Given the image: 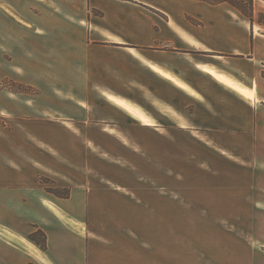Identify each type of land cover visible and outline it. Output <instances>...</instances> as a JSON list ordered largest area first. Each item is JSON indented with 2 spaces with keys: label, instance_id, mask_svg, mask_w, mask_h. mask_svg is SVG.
Returning <instances> with one entry per match:
<instances>
[{
  "label": "crops",
  "instance_id": "crops-1",
  "mask_svg": "<svg viewBox=\"0 0 264 264\" xmlns=\"http://www.w3.org/2000/svg\"><path fill=\"white\" fill-rule=\"evenodd\" d=\"M0 4L24 22L0 8V80L34 90L0 89V264H264L263 28L196 0ZM210 69L253 90L251 101ZM106 96L142 106L155 126ZM101 126L119 142L109 129L154 130L138 141L154 166L98 168L94 146L108 163L127 159ZM178 134L245 168L180 173ZM36 230L45 250L28 240Z\"/></svg>",
  "mask_w": 264,
  "mask_h": 264
},
{
  "label": "rangeland",
  "instance_id": "rangeland-1",
  "mask_svg": "<svg viewBox=\"0 0 264 264\" xmlns=\"http://www.w3.org/2000/svg\"><path fill=\"white\" fill-rule=\"evenodd\" d=\"M254 23L251 25H255V27H261L264 29V26H259L256 22L259 20L264 25V0H254ZM249 22V21H248ZM250 23V22H249ZM2 55V56H1ZM0 56L2 60H8L7 55L1 54ZM27 93H33V89L29 87L28 85L12 81L10 79H2L0 80V89H9V90H15L19 92H25V90L29 89ZM106 98V97H105ZM137 105V104H136ZM140 108L144 110V108L140 105H138ZM147 108V107H146ZM150 109V111H149ZM147 108L149 112H151L153 115L155 114V111L153 107L150 106V108ZM131 120L132 126H136L137 122L131 117H128ZM135 121V122H134ZM137 122V123H136ZM1 123V122H0ZM122 125L130 126L129 121H126ZM141 125V124H140ZM114 130L119 131L124 141L125 137L127 135V138L134 143L137 144H130L127 140V144L120 145L121 141L119 142L116 138L106 134L104 131H102V126L99 129L100 135L107 138V144L106 148H109L114 153L123 155V149H125L124 153L127 155L126 162L119 161L114 163H108L104 157L102 156L101 149L96 146L93 147V158L95 160L99 161L98 168L100 169H138V168H149L154 166V159L155 154L151 150V148L147 145L139 144L138 141L140 138H153L155 136L154 130H148L146 129V134H142L139 130L131 129L129 132L124 135L122 131L118 127H113ZM87 130H83V136L86 135ZM178 140V157H176L177 164L175 163V167L177 166V169L181 172H184L185 170L192 171L194 169L196 170H209V169H215V170H230L235 168H245L241 165H236L232 161H229L227 157H225L219 149L217 145L213 144H206L202 141H199L197 139H193L187 135L178 134L176 136ZM127 146V147H126ZM131 157V159H130ZM130 159V160H129ZM214 174V173H212ZM201 179V178H200ZM260 182H264V177L258 175V178ZM180 183H187L186 178L183 176L179 177ZM40 182L43 185V188L46 192L53 189V186L51 185L49 179L41 178ZM61 193V192H60Z\"/></svg>",
  "mask_w": 264,
  "mask_h": 264
},
{
  "label": "bare ground",
  "instance_id": "bare-ground-1",
  "mask_svg": "<svg viewBox=\"0 0 264 264\" xmlns=\"http://www.w3.org/2000/svg\"><path fill=\"white\" fill-rule=\"evenodd\" d=\"M0 8L6 12L8 15H10L11 17H13L15 20L18 21H22V19L14 12V10H12L9 6L4 5V4H0ZM24 23V22H23ZM153 69L167 77V78H172L168 73H166L165 71H163L160 68L157 67H153ZM208 72L215 78L217 79L218 82L224 84L225 86L231 88L233 91H235L238 95H240L243 99L251 101L252 96H253V90L249 89L248 87L244 86L243 84H241L240 82L234 80L233 78L227 76L226 74L210 69L208 70ZM106 98L111 101L112 103L120 106L121 108H123L124 110H126V112H128L131 116H133L140 124L144 125V126H155V122L154 120L149 116V114L147 112H145L142 108H140L139 106L126 101V100H122L113 96H106ZM53 117V116H51ZM108 132L111 135L116 136L117 138H119L122 142L124 141V138L122 136V134L119 131H116L114 129H109ZM13 240L16 241L19 245L23 246L24 248L32 251V247L30 246L29 243L13 237Z\"/></svg>",
  "mask_w": 264,
  "mask_h": 264
},
{
  "label": "trees",
  "instance_id": "trees-1",
  "mask_svg": "<svg viewBox=\"0 0 264 264\" xmlns=\"http://www.w3.org/2000/svg\"><path fill=\"white\" fill-rule=\"evenodd\" d=\"M205 2L210 5H217L221 3H226L230 7H232L234 10H236L242 17H244L246 20L250 22V24L254 23V0H196ZM259 26H264L262 22L259 20L256 22ZM30 91V88L25 90L27 93ZM61 191L59 189H51L48 191V193H52L54 195H61ZM67 195V194H62ZM28 240H30L32 243H34L36 246H38L41 250L46 249V240L45 235L39 231L36 230L32 234L28 236Z\"/></svg>",
  "mask_w": 264,
  "mask_h": 264
}]
</instances>
